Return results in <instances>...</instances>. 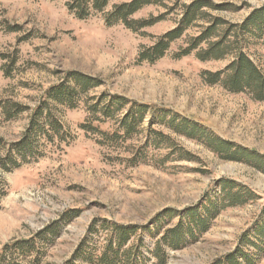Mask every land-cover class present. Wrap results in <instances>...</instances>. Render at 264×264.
Wrapping results in <instances>:
<instances>
[{
    "label": "rangeland",
    "instance_id": "374dc122",
    "mask_svg": "<svg viewBox=\"0 0 264 264\" xmlns=\"http://www.w3.org/2000/svg\"><path fill=\"white\" fill-rule=\"evenodd\" d=\"M69 1L0 0V102L27 107L11 118L0 110V159L5 164L0 166V256L3 246L15 240L33 238L35 243L26 256L8 251L0 264H62L83 239L87 250L102 245L108 235L103 221L149 226V231L138 230L130 242L141 237L139 264H157L155 244L177 222L172 217L155 223L158 213L199 205L217 191L219 177L249 186L260 199L223 209L205 231L195 239L184 238L177 249L163 247L165 264H214L236 248L255 264H264V244L258 249L251 245L264 205V171L254 163L223 159L203 138L177 134L167 123L171 117L176 123L185 118L204 133L264 155V100L201 80V70L221 69L229 58L175 60L168 53L154 63L136 61L138 49L152 44L151 36L175 26L178 8L145 28L151 36H143L122 25H105L99 13L79 19L67 9ZM123 1L127 0H110L108 7ZM210 1L239 6L234 12H213L230 23H240L251 9L264 7V0ZM165 10L146 6L134 17L156 16ZM198 31L190 27L186 35ZM183 40L175 41L170 51ZM242 50L264 73V33L263 38L245 35ZM69 71L101 81L89 96L106 92L149 105L141 129L126 140L99 143L98 135L79 128L87 115L83 104L76 109L59 107L56 114L71 136L53 143L36 136L32 151L16 152L12 145L25 134L31 109L44 89ZM151 121L152 129L169 138L152 136L148 141ZM136 153L141 154L138 163L130 164ZM51 225L53 233L35 237Z\"/></svg>",
    "mask_w": 264,
    "mask_h": 264
},
{
    "label": "trees",
    "instance_id": "16d2710c",
    "mask_svg": "<svg viewBox=\"0 0 264 264\" xmlns=\"http://www.w3.org/2000/svg\"><path fill=\"white\" fill-rule=\"evenodd\" d=\"M109 1L70 0L66 6L79 19L86 18L91 13H99L105 25H122L143 36H151L146 33L145 28L162 21L170 11L178 8L180 17L175 22V26L158 36H151L152 44L141 46L138 49L136 61L138 63H154L168 53L175 60L187 56H192L200 62L229 58L228 63L221 69L201 70L199 73L201 80L207 85H218L231 93H245L255 101L264 100V73L242 50V40L245 35H256V37L263 38L264 7L251 9L247 17L240 23H230L222 16L213 14V12L221 10L232 12L239 10V6L228 2L215 5L210 0H190L188 2L127 0L113 3L108 7ZM146 6H160L166 10L156 16L150 14L147 17L135 18L134 15ZM190 27H198V33L187 36L186 32ZM182 37H184L183 43L174 51H170L171 45ZM99 85H101L99 79L77 71H69L60 81L49 85L44 89L38 104L31 109L25 134L21 140L12 145V148L21 154L30 152L33 148V139L36 136H42L48 143H53L55 140L65 141L71 135L57 116L56 111L59 107L76 109L79 104H83L87 112L84 120L79 123V128L98 135L97 142H117L137 134L141 129L144 115L149 111V105L106 92L97 96H89L90 90ZM25 108L27 107L17 103L0 102V110L5 118H11L16 112ZM167 123L177 134L193 139L203 138L210 149L223 159L254 163L257 168L264 171V155L258 154L255 150H248L204 133L201 126L185 118H179L176 123L175 118L171 117ZM104 124H108L107 128H101ZM149 125L150 140L148 141H151L152 136L163 137L164 140L169 138L152 129L153 121ZM138 156L141 154H134L130 164L138 163ZM0 166L5 168L1 159ZM18 166L19 164L15 163L13 167L17 168ZM215 183L217 191L215 190L211 196L206 195L199 205L188 206L181 211L167 208L158 213L155 223L172 217H177V222L174 226L165 229L160 240L155 244L153 255L157 264L166 262L163 247L177 249L183 245L184 238L195 239L198 234L208 228L210 221L223 209L241 206L260 199V195L253 189L238 183L233 178L219 177ZM67 214L69 213L65 215L68 216ZM102 228L107 229L108 235L101 246H94L87 250V241L83 239L71 257L62 264H139L143 262V258L139 257V247L142 246L141 237L135 243L130 242V239L138 230L149 231V226L122 225L103 221ZM92 229L93 225L89 230ZM54 230L52 225L48 226L43 231L36 233L35 237L45 231L51 234ZM254 234L255 242H252L251 245H255L258 249L264 244V205L261 221L255 224ZM34 249L33 238L15 240L11 244L3 246L0 258L4 259L8 251L26 256ZM258 256V254H254L255 258ZM77 260H81V262L77 263ZM243 263L255 264L248 254L236 248L214 264ZM29 264H33V262Z\"/></svg>",
    "mask_w": 264,
    "mask_h": 264
}]
</instances>
